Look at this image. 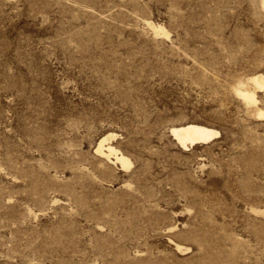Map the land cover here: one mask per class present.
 Instances as JSON below:
<instances>
[{"label": "rangeland", "instance_id": "rangeland-1", "mask_svg": "<svg viewBox=\"0 0 264 264\" xmlns=\"http://www.w3.org/2000/svg\"><path fill=\"white\" fill-rule=\"evenodd\" d=\"M257 72L264 0H0V264H264Z\"/></svg>", "mask_w": 264, "mask_h": 264}, {"label": "bare ground", "instance_id": "bare-ground-1", "mask_svg": "<svg viewBox=\"0 0 264 264\" xmlns=\"http://www.w3.org/2000/svg\"><path fill=\"white\" fill-rule=\"evenodd\" d=\"M151 25L155 34H167L164 28L153 26V24ZM235 91L237 96L252 108L256 119L264 120V109L260 106L261 100H259L260 95H258V93H263L264 95V73L257 72V74L250 75L241 80L236 86ZM171 132L183 148L189 147V144L209 142L220 134V130L197 123H188L174 127L171 129ZM115 136L110 134L109 136L103 137L96 150L108 159H113L116 162L120 161L124 166L129 165L130 163L124 154L107 142ZM179 248L182 249L181 246Z\"/></svg>", "mask_w": 264, "mask_h": 264}]
</instances>
